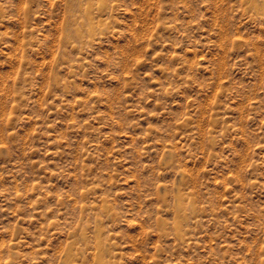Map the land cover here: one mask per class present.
Listing matches in <instances>:
<instances>
[{"label":"rangeland","instance_id":"1","mask_svg":"<svg viewBox=\"0 0 264 264\" xmlns=\"http://www.w3.org/2000/svg\"><path fill=\"white\" fill-rule=\"evenodd\" d=\"M0 264H264V0H0Z\"/></svg>","mask_w":264,"mask_h":264},{"label":"bare ground","instance_id":"2","mask_svg":"<svg viewBox=\"0 0 264 264\" xmlns=\"http://www.w3.org/2000/svg\"><path fill=\"white\" fill-rule=\"evenodd\" d=\"M101 7H102V6H101ZM98 261H99V260H98ZM102 261H103V260H102ZM102 261H101V262H102ZM103 262H104V261H103Z\"/></svg>","mask_w":264,"mask_h":264}]
</instances>
